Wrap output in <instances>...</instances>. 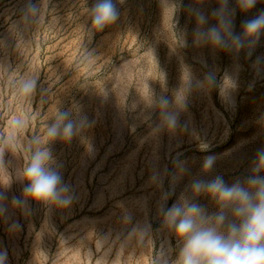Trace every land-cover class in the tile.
Listing matches in <instances>:
<instances>
[{"label":"rangeland","instance_id":"rangeland-1","mask_svg":"<svg viewBox=\"0 0 264 264\" xmlns=\"http://www.w3.org/2000/svg\"><path fill=\"white\" fill-rule=\"evenodd\" d=\"M94 3L44 0V20L37 26L21 23L25 0H0V64L19 69L0 73V135L8 134L12 115L20 111L29 115L28 135L40 134L55 108L73 104L92 124L70 142L51 145L74 193L71 205L48 211L30 202L28 215L12 210V220L20 225L15 232L0 220V248H7L8 264H152L167 239L174 256L177 240L162 226L161 193L149 183L151 174L173 171L177 156L187 161L188 171L168 200L170 206L200 173L206 156L216 157L212 175L231 184L249 175L256 150L264 147V64L253 67L257 57H264V37L250 59L245 51L235 55L194 48V20L183 10L173 16L172 0H124L117 5V22L88 36V11ZM216 6L215 0L203 5L209 12ZM230 6L235 7V0ZM260 11L264 0L250 12L237 9L235 31ZM181 30L188 33L189 47L174 53V31ZM83 47L96 59L85 60ZM180 57L199 77L214 69L218 81L238 65L239 86L233 91L225 83L223 93L219 88L194 91L180 118L187 131L157 136L152 129L159 111L153 101L161 94L171 98L181 86ZM23 71L39 74L32 102L17 96L10 84ZM4 162L11 180L9 198L19 196L22 184L15 171L23 157L6 151ZM8 180L0 172V181ZM198 203L215 210L206 197ZM148 225L151 233L145 235L141 229Z\"/></svg>","mask_w":264,"mask_h":264},{"label":"clouds","instance_id":"clouds-1","mask_svg":"<svg viewBox=\"0 0 264 264\" xmlns=\"http://www.w3.org/2000/svg\"><path fill=\"white\" fill-rule=\"evenodd\" d=\"M123 2L95 0L88 11L90 27L85 35L93 36L115 24L120 17L117 5ZM259 2L261 0H235V7H232L230 0H215L217 6L210 12L203 7L205 0H190L187 5L184 0H172L171 4L174 6L173 16L183 10L194 20L192 47L235 55L245 51L250 59L261 37H264V11L243 20L239 33L235 31V16L237 9L247 13ZM43 4L44 0H25L21 23L39 26L44 20ZM174 33L177 40L173 52L188 48L187 31ZM83 50L85 60L96 59L92 52L84 47ZM180 60L181 86L171 98L161 94L153 101V107L159 111V123L152 129L157 136L187 131V126L180 123V118L187 109L188 97L194 91L219 88L223 93L225 83L233 91L239 86L238 65L234 66L232 72L225 71L218 81L214 69L199 77L191 65L183 63L182 57ZM261 64H264V57H257L253 67ZM17 70H9L0 64V73ZM160 73L163 80L166 79V74ZM38 83L39 74L30 71H23L10 81L16 95L29 102L37 93ZM48 120L51 122H45L42 133L28 135L30 118L26 112L20 111L12 115L8 134L0 135V172L9 176L6 183L0 181V220L8 224L9 232L20 228L19 223L12 220V210H20L22 214L28 215L31 213L30 202H34L51 211L53 208L70 206L74 199L71 186L64 181L61 171L63 166L53 155L51 145L58 140L70 142L92 124L76 104L68 109L55 108L54 115ZM6 151L23 157V164L15 171L22 191L19 196L13 194L11 198L8 195L10 174L4 162ZM215 163V156H206L200 173L191 177L170 206L168 200L176 194V185L188 171L187 161L177 156L172 162L173 171L157 169L151 174L149 183L161 193L158 213L162 217V226L176 238L178 245L173 256L171 240H163L152 264H264V147L256 150L249 175L231 184L222 175H212ZM165 179L168 180L167 189L164 187ZM202 197L213 203L214 211L210 212L198 203ZM126 219L130 221L131 216L127 215ZM141 231L150 235V225ZM0 264H8L7 248H0Z\"/></svg>","mask_w":264,"mask_h":264}]
</instances>
